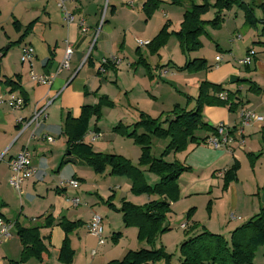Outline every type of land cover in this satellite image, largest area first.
I'll return each instance as SVG.
<instances>
[{"label":"crops","instance_id":"crops-1","mask_svg":"<svg viewBox=\"0 0 264 264\" xmlns=\"http://www.w3.org/2000/svg\"><path fill=\"white\" fill-rule=\"evenodd\" d=\"M23 1L16 0L12 3L11 11L9 12L11 36L4 29L2 37L4 40L0 44V96L5 97L8 94H13L25 100L24 107L18 111H12L5 103L0 104V216L5 220L14 222L17 219L12 218L11 210L9 209L11 198L3 191V187L8 184V162L24 149L29 155L34 173L22 184V192L35 190L36 193L38 185H49L50 182L46 172L47 170L52 171L53 167L57 166L58 176L61 173H65L66 180L75 179L79 186H85L80 191L91 197L93 196L101 204L109 201L117 209L119 206L114 204L113 201H118L119 199L120 203L122 199H125L120 196L119 191L121 187L125 191H130L129 181L121 177L110 179L113 176H109L106 171L101 174L107 176L103 180V183L108 181L105 186L102 184H87L85 179L92 180L97 175L90 168V171H88L86 169L88 168L87 166L85 167L80 160L66 151V139L62 135L65 118L67 114L73 119L78 118L83 106H94L101 103V114L104 116L109 115L112 118L110 126L103 130L100 126V118L98 122L92 117L89 123L93 129L88 125V130L82 139L83 143L90 144L94 152L118 155L129 161L132 159V161L136 160V162L140 157V149L129 145L127 141H121L123 138L112 132V129L117 124L130 126L137 121L132 120L133 116H128L126 111L128 112L131 109L134 118L138 119L139 113L146 114L150 118L152 114L156 113L157 117H159L161 114L171 111L176 105L186 108V110H191L195 105L193 99L197 97L198 87L202 81L220 84L225 92H237L236 98L238 100H235V102L238 106L233 111L229 110V105L205 106L202 110V122L207 125L208 129L196 131L194 134L196 139L202 140L210 137L218 124L236 127L240 120L239 111L242 109L251 111L256 116L264 119V47L253 46L256 41L264 43V37L260 36L259 26L253 29L246 25L243 12L240 9L233 8L230 11L223 12L222 24L219 29L206 28V37H208L209 43L204 42L205 47L209 48L211 46L214 50L208 56L211 62L207 65V70L190 74L179 70L190 59L189 55L187 56L179 50L177 41V49L184 57H182V60H176V62L172 58L168 60L165 57L162 62L166 63L165 65L150 59L152 55L148 54L147 46L138 47L136 45L137 40L148 42L152 40L165 23L170 25L168 32L174 33L178 30L185 8L166 7L167 5L170 6V1V4L164 2L165 6H161V11L154 12L152 17L145 22L141 10L145 0H111L108 3L106 0H67V10L74 17V23L69 25L64 23L60 11L53 2L31 0V2H27L24 5ZM240 1L247 5L264 2L262 0ZM125 4L129 5V7L126 8ZM187 9H189V6H187ZM259 12L254 9L257 19L261 17ZM210 14L212 17V13L207 15L210 16ZM107 15L109 16L108 19ZM158 16L164 22L158 19ZM102 20L103 23L101 25ZM79 21L84 22L87 28L85 33L80 31ZM14 22L21 27L19 32L16 31L13 25ZM175 22L176 25L173 24ZM28 24H31L30 31L18 43L17 41ZM242 26H247L246 29H243V35L239 33V28ZM95 34H97V38L93 42ZM172 39L169 38V40ZM65 42L72 48L69 69L57 72L66 47ZM3 45H6V47ZM13 45L18 47L20 53L23 45H29L33 48L34 59L31 69L21 63L13 66L7 65V51L11 50ZM166 46L160 52L162 50L165 51ZM250 50L254 52V56L251 63L245 66L248 67L245 70V67L239 65L238 61L243 59ZM109 56L119 58L121 60L120 64L118 66H107L105 73L99 72L101 59ZM215 56H220L221 62L216 63L214 61ZM201 57L204 58L203 55ZM138 60H142L148 65V72H146L142 64H138ZM168 61L171 65L169 68L166 67V65H169L167 64ZM152 67L155 72L157 71L156 74L159 79L170 78V85L177 95L169 92V95L160 103L157 102L159 99L161 100L160 92H156L157 85L153 87L155 95H151L152 91L150 89L153 84L152 79H149L151 78L150 71H152ZM30 70L38 76H53L52 84L33 83L29 76ZM15 76H18L17 81L21 92H10V89L4 86L3 82L5 80H15ZM231 76L235 77L233 83L229 82ZM108 83L113 85L115 92L107 88ZM250 86L257 88L258 92L250 91ZM111 95L117 99L123 96L127 103L123 106L115 105L110 98L112 97ZM188 98L192 99L189 104H187ZM49 99L52 102L46 111L45 120L36 127L34 125L29 126L19 134L16 119L29 118L35 109ZM113 112H115L114 115H112ZM136 113L138 114L137 116ZM157 117L155 116V118ZM130 121L134 122L130 123ZM263 127L264 120L262 122H254L251 126L244 128L242 146L238 147L237 143L233 144L231 153L214 150L203 144H188L185 151L168 155L167 157L170 159L168 162L176 160L190 168L188 172L180 175L177 181L179 198L175 203L170 204V208L182 202L188 208L187 211L192 210L189 213L190 218L193 215L192 217L196 219L201 208L204 207L206 209L208 203L213 208L216 205L215 200L225 196L229 208V218L233 214L235 217L237 215L239 219H229L233 224L228 226L222 225L219 221L215 224H209L206 229L210 231V234H213V232L211 233L213 231L212 226H216L220 230L224 229L222 233H226L227 229L229 230L235 226L234 223L238 221L245 223L257 215L264 207L261 203V195L264 191V140H262L261 134ZM90 134L96 135L93 142L90 141ZM46 137L52 138L54 142H47L45 140ZM163 141L166 142V145L168 144L167 139ZM151 143L153 145V138H151ZM115 144L122 145L126 147L125 149H130L132 156H123L122 152H116L113 148H110V145L113 146ZM166 145H159L160 149H162L161 152ZM167 157L164 158L165 161ZM235 162L238 164L237 180L230 183L225 191H222L223 172L230 169ZM69 189L66 186L45 189V194L40 195L43 213L37 218L39 220L33 221L32 225L18 220L23 227H33L40 226L46 216H50L53 219L51 227L43 228L39 231L47 248V253L42 256V261L38 262L30 259L24 264H31V260L37 264H46L51 258L52 261L54 259L57 261L56 264H61L57 260L58 251L64 239V233L58 226L61 218L69 222L78 221L81 226H84L85 235L83 238L79 233H75L76 229L68 236L70 247L74 251V257L76 247L78 250L80 248L83 251L89 250V255L93 258L96 255L94 246L104 245V242L102 245H98L97 239L87 231L91 216L96 214L90 208L97 205L98 202L89 197L90 201L88 206L85 207L86 209L79 211V206L76 208L72 207L69 200L74 197L77 198L76 195L80 191L69 193ZM105 189H108V192ZM68 193L73 197H68ZM109 197L111 198L109 199ZM154 199L156 198L146 197V200H143L138 205H143ZM28 200L31 201L32 198H28ZM200 200L202 205L198 206L196 202ZM23 211L24 209L21 210V213ZM211 213L207 215L209 219L212 218ZM114 214L118 215L117 212H114ZM104 215L108 219L104 221L106 224L104 229L105 232L109 233L111 221H117V218L108 217V214ZM185 220L186 223L183 222L179 226L181 229L187 231L186 229L189 227L188 233L192 231V235L201 232L198 227H193L192 229L188 225L189 220ZM122 223L123 228H120L121 232L118 234L124 237L128 235V231L123 220ZM197 223L194 222L193 225ZM182 225L184 227H181ZM104 229L102 230V238L104 237ZM12 231L15 232L14 227L11 230L10 239L3 242L0 246V264H7L2 259L15 252L18 253L17 261L19 260L22 247L16 232V241L12 238ZM131 232L132 238L135 237L136 240L137 230L134 228ZM90 239H93L91 240L92 242L89 241L87 243ZM18 246H20V249ZM259 249L263 256L262 248L259 247L257 251ZM91 252H94V254L92 255ZM101 253V259H104L111 255V249L106 247ZM112 260L94 262V259H92L88 264H106ZM261 264H264V262Z\"/></svg>","mask_w":264,"mask_h":264},{"label":"trees","instance_id":"trees-1","mask_svg":"<svg viewBox=\"0 0 264 264\" xmlns=\"http://www.w3.org/2000/svg\"><path fill=\"white\" fill-rule=\"evenodd\" d=\"M160 3V0H145L141 9L145 22L152 17ZM170 3L181 5V0H170ZM233 8L242 10L246 25L253 29L259 26L260 36L264 37V2L247 5L240 0H200V4H191L189 10L184 12L176 32H168V23L161 27L156 36L147 44L148 54L156 55L171 35L175 36L182 53L197 51L200 48V37L207 35L206 28L219 29L222 13ZM254 9L260 11L261 17L259 19L255 17ZM208 13H212V18L206 20L204 17ZM13 25L16 31L21 30L18 23L14 22ZM30 28L31 24H28L17 41L18 43L30 31ZM253 46L264 47V43L256 41ZM138 64H142L146 72L149 71V67L144 61L138 60ZM207 68L204 59H194L184 64L179 70L192 74L205 71ZM247 68L245 67V70ZM14 78L15 80H5L4 86L8 87L10 92H21L17 81L18 76ZM249 90L258 92V89L253 86H250ZM221 93H226L225 101L218 99L217 96ZM236 97L237 92H225L220 84L202 81L198 87L197 97L193 99L195 105L191 110L176 105L171 111L161 114L155 119L139 113L134 124L130 126L117 124L112 132L130 139L140 149L137 166L118 155L94 152L90 144L83 143L82 139L88 130L90 119L94 117L95 120H98L101 116L102 104L83 106L78 118L73 119L69 114L65 118L62 135L66 139V151L80 160L96 175H101L107 171L109 176L125 177L130 182L132 195H146L156 198L141 206L133 205L122 199L119 209H115L109 201L105 202L108 208L122 215L125 227H133L137 230L136 240L138 242L151 246L159 234L168 230L163 225L170 213V204L175 203L179 198L177 181L181 174L190 170L189 167L176 160L166 162L164 158L171 153L185 151L188 144H203L207 138L198 140L194 136L196 131L208 129L207 125L202 122L203 108L205 106L229 105V110L233 111L238 106L235 102L238 100ZM190 100L192 99H187V104L190 103ZM261 134L262 140H264V127L261 129ZM151 138L168 140V144L158 158H154L151 154ZM237 170L238 164L235 162L230 169L223 172L222 191H225L230 183L236 182ZM143 171L158 177V182L149 186L145 182ZM206 209L207 211L210 209L209 203ZM191 211L187 212V219L190 218L189 213ZM52 223L53 219L50 216H46L40 226L23 227L17 219L13 222L16 236L22 247L17 264H24L30 259L42 261V256L47 253V248L39 231L51 227ZM58 226L64 233V239L59 248L57 260L61 264H72L74 251L70 247L68 236L80 227L81 223L78 221L69 222L61 218ZM118 235H114L112 240L115 241ZM259 247L262 248L264 257V207L257 215L235 229L229 240L206 231L190 236L179 246V264H254L255 253ZM148 263L171 264V256L165 253L163 249H140L128 251L122 259L112 260L106 264Z\"/></svg>","mask_w":264,"mask_h":264},{"label":"rangeland","instance_id":"rangeland-1","mask_svg":"<svg viewBox=\"0 0 264 264\" xmlns=\"http://www.w3.org/2000/svg\"><path fill=\"white\" fill-rule=\"evenodd\" d=\"M14 1H16V0H0V44L3 43L4 39L2 37H3V32L5 30L7 31L9 36H11V32L9 30L10 24H11V18H9V12L11 11V6H12V3ZM108 1L110 2L111 0H106L107 3H108ZM160 1H161V3L155 12H160L161 6H165L164 2H166L168 4L170 0H160ZM262 1H264V0H262ZM23 2H24V5H26V3L31 2V0H24ZM191 4L192 5L200 4V0H189V1L188 0H181V5H179V6L177 4H170V6L167 5L166 7H174L177 9H184L185 8V11H186L187 6H190ZM125 7L128 8L129 5L125 4ZM187 10H189V9H187ZM108 17L109 16L107 15V19H108ZM211 18H212L211 14H210V16L207 15L204 17V19H206V20L211 19ZM158 19H160L162 22H164V20H162V18H160V16H158ZM102 23H103V20L101 22V25H102ZM173 24L176 25V22ZM221 24H222V22H221ZM244 26L239 28V33L241 35H243V29H246V27H247V26L246 27H244ZM169 29H170V25H169ZM174 37H173V35H171V37L169 36L170 39H172V38L173 39L169 40V38H168L169 43L167 44V42H168V40H167V42H166L167 46H166V44L164 45V46H166L165 51L162 50L160 52V50L164 47L163 46L158 51V53L156 55H152V56L150 55L151 56L150 59L154 60L157 63L158 62L162 63L164 61L165 57L168 60H169V58H172L173 61H175V62H176V60H182V57H184V56H182L180 54L179 46H178L179 50L177 49V46H176L177 40ZM96 38H97V34H95V36L93 37V42L95 41ZM199 41H200V48L197 51L186 52L185 54L187 56L189 55L188 56L190 59L189 61H192L194 59H204L206 62V65H208L211 62L210 61L211 59L208 56H210V54H212L214 52V50H213V48H211V46L209 48L205 47L204 42L209 43L208 37L201 36ZM3 46L6 47V45H3ZM12 47L13 48L11 50L7 51V55H6L7 56V65H9V66H13L14 64L19 65L20 64L19 49L16 45H13ZM16 49H18V50H16ZM202 55L204 56V58L201 57ZM166 62H167V60H166ZM162 64L165 65L166 63H162ZM167 64H169V65H166V67L169 68V66H171L169 61ZM153 67H152V71H150L151 72V78H149L150 80L152 79V81H153V84L150 87V89L152 91L151 95H155L154 94L155 91L153 88L155 85H157L156 92L157 93L160 92V95H161V100L159 99L157 101L158 103H160L165 97H167L169 95V92L177 95V93L175 91H173V89L170 85L171 84L170 78H165L162 80L159 79L157 74H156L157 71L155 72L154 71L155 67L154 68ZM166 67H164V68H166ZM173 68H174V64H173ZM107 88L110 91H114V92L116 91L115 88L113 87V85H111L109 83H108ZM111 96L113 97V95H111ZM112 97H110V98L113 100L115 105H122L123 106L127 103V100L124 99L123 96H120L118 99L115 97H113V98ZM126 113L128 116H133L132 120H134V121L137 120L136 118H134L133 111H131V109H129L128 112L126 111ZM114 114H115V112L112 113V115H114ZM137 115L138 114L136 113V116ZM151 116H152L151 118H155V116L157 117L158 115L156 113H154ZM99 120H100V124H101L100 126H101V128H103V130H105L112 123V118L109 115L104 116L101 114ZM99 120H98V122H99ZM134 121H130V123L134 122ZM98 122H96V123H98ZM88 125L92 128V125H90V123ZM122 138H123V140L121 139V141H127V143H129V145H133V147H135L137 149V146L134 145L133 142L131 143V140L126 139L124 137H122ZM163 144L166 145V142L163 140H156V138L155 139L153 138V145H152L151 154L154 158L158 157L159 154L161 153L162 149H160L159 145H163ZM110 148H113L116 152H122L124 154L123 156H132L130 153V149H128V148L125 149L126 147H123L122 145H119V144H115L113 146L110 145ZM106 152H108V151H106ZM132 160L130 161V163L134 166L135 165L137 166L138 161L136 162V160L135 161H132ZM169 160L170 159L167 157L166 162H168ZM86 169L88 171H90L89 168H86ZM57 170H58L57 166L55 168L53 167L52 171L47 170L46 176H47L48 181L50 183L47 186L46 185H43V186L38 185L36 193H35V190H30L29 192L23 191V192H21V194H18L13 188L8 186V184H6L3 187L4 193L6 195H8L9 198H11V205L9 206V209L11 210L12 218H14V219L17 218V220H19L20 222H24V221L28 222L29 225H32L33 221L39 220L37 218H39L40 214L43 213V204L41 202L42 200H41L40 195L41 194L44 195L46 192L45 189H47V188L49 189V188H55V187H62L61 185L66 181L65 173H61L58 176ZM143 177L145 179V182L149 186H153L154 184H156L158 182V177H156L153 174H150L149 172L143 171ZM105 178H107V176L97 175L94 178L95 180L94 179H92V180L85 179V180L87 181V184H90V185H101L102 184L105 186L108 183V181H105L103 183V180ZM111 178H114V176L110 177V179ZM121 178L124 180H127L125 177H121ZM83 187H85V186H83ZM83 187L81 185L76 190H70L69 189V191H70L69 193H72V192L75 193L76 191L79 192L80 190L83 189ZM105 190L108 192V189H105ZM119 192L121 194L120 196L125 198L124 199L125 201L130 202L136 206H141L138 204L142 203L143 200H146V197H148L146 195L134 196L130 193L129 190L125 191L123 187L120 188ZM69 193H68V197H73ZM76 196L81 202V205L78 207V209H80L79 211L86 209L85 207L88 206L89 201H90L89 197H91V196L87 195L86 193H84L82 191H80V193H77ZM150 197L153 199L152 196H150ZM28 198H32V200L29 201ZM91 199L97 201V199H95L93 196L91 197ZM135 199H138V200H135ZM215 201H216V205L213 208H211V205H210V210L207 211V209H204V207H203L198 212L196 219L194 217H192L193 215L191 216V218L188 219L189 220L188 225L192 229H193V227H198L201 229V232L202 231L210 232L206 229V228H208L209 224H215L218 221L221 222L222 225H224V226H228V225L233 224V222L229 221V219H230L229 218V208H228L226 197L224 196L223 198H219L218 200H215ZM113 203L120 207L119 199H118V201H113ZM196 204H198V206L202 205L201 200L199 202L197 201ZM21 207H23V208H21ZM119 207H117V209H119ZM88 208H90V207H88ZM185 208H186V210H185ZM22 209H24V211L21 213ZM90 209L91 210L93 209L97 215H100L103 217V220H102L103 229H104V227H106V224L104 221L108 220L104 217L105 216L104 214H108V217L112 216V218H115V219L117 218L116 219L117 221H111V229H110L111 231L109 230V233L105 232V229H104V232H103L104 245L99 246V247L94 246V248L96 250V255L93 258H91V256L89 255V250L83 251V249L80 248L79 249L80 251H79L76 247V254L74 257L73 264H88L89 262H91L92 259H94V262H98L100 260L109 261L112 259L113 260H120L123 258L124 254L126 252L134 251V250H140V249H145V250L163 249V251L165 253H167L168 255L171 256V264H179V261H180L179 246L184 241H186L190 236H192V234H191L192 231L190 233H188V229L190 230L189 227L186 229L187 231H184L183 229H181L179 227L181 223H183V222L186 223L185 219H187L186 214L188 212L187 211L188 208L182 202H179V203L175 204L172 208H170V213L167 215L166 222L163 225V227L167 228L168 230L162 234H159V236L155 239L154 243L151 246L146 245L145 243L137 242L135 240V237L132 238V236H131L132 232L131 231H132V229H134L133 227H126V229L128 231L127 236L122 237V235L119 234L118 237L115 239V241L112 240V237H115L114 235H117L118 233L121 232L120 228L121 229L123 228L122 215L118 212H117L118 215H115L114 210H111L105 204H103V203L101 204L99 202L97 205L91 206ZM211 209H212V213H211ZM210 213H211V217H212L211 219H209V217L207 216ZM236 217H237V215H236ZM194 222H198V223L193 225ZM234 224H235V226L229 230L227 229L226 233H222L224 229L220 230L216 226H212L211 228H213V231H211V233L213 232V234L220 235V236L224 237V239L229 240L231 237V233L235 229L242 226L244 223L241 221H238ZM201 227H203V228H201ZM198 228H195V229H198ZM76 232L79 233L80 236L83 238V236L85 235L84 226H81L79 229H76L75 233ZM12 238L14 239V241H16L14 231H12ZM119 239H121V240L118 241ZM91 240H93V239L88 240L87 243L89 241L92 242ZM94 243H95V241H94ZM18 247L20 249V246H18ZM106 247L111 249V255L109 257L101 259L102 258L101 251L103 249H105ZM260 251L261 250L259 249L257 251V253L255 254V258L253 261L255 264H261L262 262H264V257L262 256ZM17 252H18V250H17ZM18 256H19L18 253L15 252L12 255H9L2 260L5 261V263H7V264H15V263L17 264ZM30 263L31 264H34V263L37 264L35 261H32V260L30 261ZM56 263H57V261L55 259L52 261V258H51V260H48V262L46 264H56ZM148 264H150V263H148ZM156 264H159V263H156Z\"/></svg>","mask_w":264,"mask_h":264},{"label":"built area","instance_id":"built-area-1","mask_svg":"<svg viewBox=\"0 0 264 264\" xmlns=\"http://www.w3.org/2000/svg\"><path fill=\"white\" fill-rule=\"evenodd\" d=\"M53 2L58 10L61 13L62 19L65 24L69 25L74 23L73 15L67 10L66 3L67 0H48ZM78 26L82 33L87 31V28L83 21L78 22ZM148 41H136V45L138 47L147 46ZM66 47L64 50L63 57L61 59L59 68L57 72L62 70L69 69V63L72 55V48L71 46L65 42ZM88 55V54H87ZM86 55V57H87ZM254 56L253 51H248L246 55L238 61V64L245 67L248 66L252 58ZM34 59V50L29 45H23L21 48L20 53V63L22 65H27L30 69L32 68V63ZM120 59L114 56H109L108 58H103L100 61V68L99 72L105 73L106 67L109 65L118 66L120 64ZM214 61L216 63L221 62L220 56H215ZM217 67V65H215ZM30 80L36 84H45L51 85L54 77L47 76V75H35L32 70L29 72ZM218 99L225 101L226 93H221L218 96ZM51 99L45 101L44 104L39 106L37 109L34 110L32 115L27 118H17L16 125L18 126L19 134L25 131L29 126L34 125L35 127L41 124L46 118V111L51 104ZM5 103L9 109L12 111L21 110L24 107V100L13 94H8L5 97L0 96V104ZM239 123L236 127H228L224 124H218L215 129L214 133L207 137L203 145H206L214 150H220L225 152H232V145L237 143L238 147L242 146L243 143V131L244 128L249 127L254 122H262L264 119L262 117H258L253 114L251 111L248 110H240L239 111ZM96 138V135L90 134V141L93 142ZM45 140L49 143H53L54 140L50 137H46ZM8 170L9 176L7 179L8 185L13 188L18 194L22 192V184L29 179L33 173L34 169L30 163L29 155L26 149L21 150L13 159L8 162ZM61 186H66L70 189L76 190L79 186L78 182L71 178L66 180ZM70 205L74 208L81 205V202L78 198L74 197L73 199L69 200ZM230 219H239L235 217L233 214L230 215ZM181 227H184L183 225ZM13 228V222L5 220L0 216V246L3 242L7 241L11 237V230ZM102 217L97 214H93L90 218V221L87 225V231L89 234L94 236L97 239V244L102 245L104 240L102 238ZM93 255L94 252H91Z\"/></svg>","mask_w":264,"mask_h":264},{"label":"water","instance_id":"water-1","mask_svg":"<svg viewBox=\"0 0 264 264\" xmlns=\"http://www.w3.org/2000/svg\"><path fill=\"white\" fill-rule=\"evenodd\" d=\"M234 80H235V77H233V76H231V77L229 78V82H230V83H233ZM261 203H262L263 206H264V191H263V193H262V195H261Z\"/></svg>","mask_w":264,"mask_h":264}]
</instances>
